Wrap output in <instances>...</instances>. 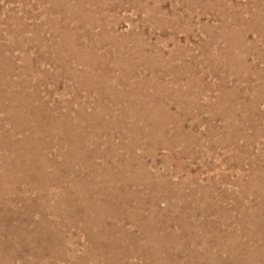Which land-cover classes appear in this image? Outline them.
<instances>
[{"label": "bare ground", "instance_id": "1", "mask_svg": "<svg viewBox=\"0 0 264 264\" xmlns=\"http://www.w3.org/2000/svg\"><path fill=\"white\" fill-rule=\"evenodd\" d=\"M82 3L51 1V10L64 14L60 29L56 18L48 19L52 46L38 64L26 55L18 75L11 51L31 40L40 41L37 31L25 37L20 34L23 27L11 28L18 40L0 47V264H120L134 253L142 254L149 264H264V213H208L217 206L209 188L186 191L185 181L151 179L143 156L154 157L158 149L167 148L169 154L162 160L169 165L175 161V147L184 154L186 137L191 135L179 115H190L198 103L185 90H172L174 81L160 80L163 74L155 72L156 66H166L160 54L151 58L140 45L129 48L127 38L106 31L95 19L88 20L82 39L72 18L73 7ZM82 18L79 15L77 20ZM96 26L99 35L90 31ZM41 62L53 64L54 79L76 86L72 102L51 104L41 97L30 76L41 71ZM139 66L149 70L147 77L134 73ZM132 75L134 82L129 80ZM117 83L125 88L119 89ZM80 90L93 91L95 97L91 94L74 108ZM172 102L176 110L171 109ZM210 110L216 114L214 106ZM222 128L219 145H226L227 137H245L232 119L227 118ZM111 130L121 138L119 144L114 145L105 133ZM53 143L61 150L58 160L48 157ZM100 155L105 159L102 163L95 160ZM175 163L180 171L182 162ZM248 183L246 189L264 193V175L251 176ZM137 184L143 185L142 190ZM27 191L35 195L28 197ZM164 196L172 201L159 211L157 200ZM18 200L23 205L20 210L11 206ZM111 203L125 212L102 213ZM124 221L138 230L137 235L123 227ZM171 224L178 225L176 232ZM72 229L88 240L82 256L76 247L66 248L73 243L68 233ZM126 243L135 248L121 255Z\"/></svg>", "mask_w": 264, "mask_h": 264}, {"label": "rangeland", "instance_id": "2", "mask_svg": "<svg viewBox=\"0 0 264 264\" xmlns=\"http://www.w3.org/2000/svg\"><path fill=\"white\" fill-rule=\"evenodd\" d=\"M51 1L53 0H0V47L18 40L17 36L10 33L11 28L23 27L20 34H25V37L33 36L36 30L40 37L38 42L31 40L30 44L11 51L18 65L17 75L19 66L24 65L26 55L30 56L33 64H38L39 57L52 46L53 37L47 24L48 19L56 18L57 28L60 29L59 20H63L64 14L53 8L52 12ZM81 1V6L73 7L76 11H72V18L76 19L82 39L86 38L84 34L88 30V20L95 19L106 31L113 30L119 38H127L129 48L140 45L146 54H151V58L153 54H160L166 64L156 66L158 70L155 68V72L163 74L160 80L174 81L172 90H185L198 103L197 107H191L190 115H179L184 128L191 135V139L186 137L184 154H180V146L175 147L174 160L182 162L180 171L176 170L175 161L169 165L163 162L162 158L169 153L167 148H160L154 157L143 156L151 179L157 182L161 177H168L172 181H185L186 191L199 186L209 188L212 195L217 197V206L208 213H264V193L245 188L251 176L264 175V16L252 17L256 12L258 15L264 14V0ZM79 15L83 16L81 22L77 20ZM90 31L95 35L101 33L100 26L92 27ZM98 50L101 48L98 47ZM41 63L38 66L41 71L33 70L30 74L35 78L34 87L39 89L41 97L51 104L59 101L72 102L76 86L67 80L54 79L53 64ZM238 66L240 69H237ZM137 70L138 72L134 71L135 74L145 77L149 74V70L143 66H139ZM175 77L177 79L173 80ZM135 79L133 75L129 78L133 82ZM186 82L190 84L185 86ZM117 85L119 89L125 88L123 84ZM94 95L93 91L89 93L80 90L78 103L73 104V107L77 108L89 96L94 98ZM219 96L225 101L222 99L219 102ZM169 105L172 110H176V104L172 102ZM212 106L216 114L210 110ZM227 118L241 126L245 137L238 136L236 141L227 137L226 145L222 146L218 140ZM210 128L214 129V133L209 132ZM105 133L112 137L114 145L121 142L117 132L111 130ZM60 153V147L53 143L48 157L58 160ZM242 154L244 157H241ZM95 160L102 163L105 159L100 155ZM136 188L142 190L143 185L137 184ZM50 192L54 193L55 187H51ZM25 194L28 197L35 195L33 191ZM25 194H20L21 199ZM170 201L172 200L168 196L158 199L159 211L165 210ZM50 202H54V199ZM11 206L20 210L22 201H13ZM123 211L115 205L113 208L111 203L102 213H124ZM122 224L126 230L137 235L138 230L132 228L130 222L124 221ZM170 227L175 232L179 228L176 224H171ZM68 233L71 234L73 243L66 248L76 247L77 255H84V247L88 245L86 236L74 229ZM134 248V245L126 243L120 248L121 255L126 252L128 254ZM188 248L192 249L193 245L189 243ZM24 253L27 257H32L28 250ZM121 260L120 264H149L146 257L137 253ZM61 264H71V261H62Z\"/></svg>", "mask_w": 264, "mask_h": 264}]
</instances>
